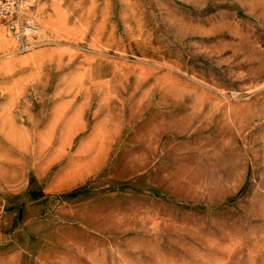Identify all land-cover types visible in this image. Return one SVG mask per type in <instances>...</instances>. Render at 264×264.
I'll return each mask as SVG.
<instances>
[{
    "label": "rangeland",
    "instance_id": "obj_1",
    "mask_svg": "<svg viewBox=\"0 0 264 264\" xmlns=\"http://www.w3.org/2000/svg\"><path fill=\"white\" fill-rule=\"evenodd\" d=\"M11 18L0 264H264V0H29L22 40Z\"/></svg>",
    "mask_w": 264,
    "mask_h": 264
},
{
    "label": "built area",
    "instance_id": "obj_2",
    "mask_svg": "<svg viewBox=\"0 0 264 264\" xmlns=\"http://www.w3.org/2000/svg\"><path fill=\"white\" fill-rule=\"evenodd\" d=\"M29 2V0H0V17L10 18L9 28L12 30L14 36L22 40L24 29H34L32 25L26 24L21 26L17 22V17L19 12L24 8V6Z\"/></svg>",
    "mask_w": 264,
    "mask_h": 264
},
{
    "label": "bare ground",
    "instance_id": "obj_3",
    "mask_svg": "<svg viewBox=\"0 0 264 264\" xmlns=\"http://www.w3.org/2000/svg\"><path fill=\"white\" fill-rule=\"evenodd\" d=\"M33 20V19H32ZM37 23V22H36ZM41 23V22H40ZM42 24H44V23H42ZM41 24V25H42ZM46 26V25H45ZM45 26H43V27H45ZM34 29L36 30V31H38V29L39 28H36V27H34ZM4 30V29H3ZM41 30V29H40ZM42 31V30H41ZM32 32V31H31ZM29 33V32H28ZM33 34L35 33V32H32ZM32 33H29V34H27V36H25V37H27V39H30L31 37H32ZM25 34V33H24ZM6 35V34H5ZM9 38V37H8ZM9 40V39H8Z\"/></svg>",
    "mask_w": 264,
    "mask_h": 264
}]
</instances>
